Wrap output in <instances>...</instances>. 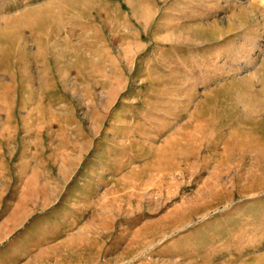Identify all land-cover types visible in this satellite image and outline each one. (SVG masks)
<instances>
[{
  "label": "rangeland",
  "instance_id": "rangeland-1",
  "mask_svg": "<svg viewBox=\"0 0 264 264\" xmlns=\"http://www.w3.org/2000/svg\"><path fill=\"white\" fill-rule=\"evenodd\" d=\"M0 264H264V0H0Z\"/></svg>",
  "mask_w": 264,
  "mask_h": 264
},
{
  "label": "bare ground",
  "instance_id": "bare-ground-1",
  "mask_svg": "<svg viewBox=\"0 0 264 264\" xmlns=\"http://www.w3.org/2000/svg\"><path fill=\"white\" fill-rule=\"evenodd\" d=\"M26 17L27 16H31V18L33 19L32 21H36V20H39L41 17H42V12H31V13H28V15H25ZM17 22H22L23 19L21 17H18L16 18ZM47 23V22H46ZM12 28V27H11ZM10 34V33H9Z\"/></svg>",
  "mask_w": 264,
  "mask_h": 264
}]
</instances>
